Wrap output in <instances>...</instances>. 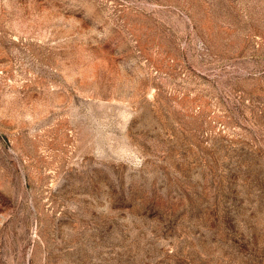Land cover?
Here are the masks:
<instances>
[{
	"label": "rangeland",
	"instance_id": "rangeland-1",
	"mask_svg": "<svg viewBox=\"0 0 264 264\" xmlns=\"http://www.w3.org/2000/svg\"><path fill=\"white\" fill-rule=\"evenodd\" d=\"M0 264H264V0H0Z\"/></svg>",
	"mask_w": 264,
	"mask_h": 264
}]
</instances>
